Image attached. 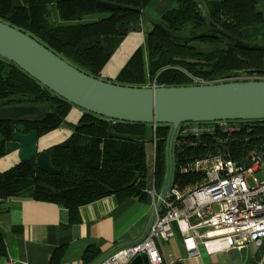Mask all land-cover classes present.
<instances>
[{
  "label": "trees",
  "instance_id": "trees-1",
  "mask_svg": "<svg viewBox=\"0 0 264 264\" xmlns=\"http://www.w3.org/2000/svg\"><path fill=\"white\" fill-rule=\"evenodd\" d=\"M108 1L122 7H104L89 0H0V20L29 33L86 73L100 77L123 39L140 24L143 8L151 0ZM258 2L177 0V6L165 11L160 20L168 31L153 26L146 34V45L133 52L112 82L145 86L153 80L159 86L195 84L197 78L209 83L261 77L241 72L264 69V49L226 44L228 38L211 31L209 25L211 20L234 39L258 42L259 37L264 39V12L257 8ZM94 15L97 17L85 19ZM182 30L185 35L178 34ZM191 41L210 46H195ZM21 103L44 105L48 113L0 122V158L9 152L14 131L36 129L41 137L67 125L72 133L45 149L58 174L39 169L36 158L19 161L0 173L1 196L28 195L70 209L110 195L120 200L145 199L151 171L147 145L154 136L155 182L158 189L164 186L171 125L157 124L154 131L152 124L114 122L84 110L76 123L68 122L67 115L75 105L0 56V106ZM248 122L226 143L210 135L176 138L172 187L187 192L205 181L203 174L179 171V165L189 158L222 153L239 159L254 146L263 145L264 120ZM3 251L0 248V253ZM99 256L100 249L91 244L85 250L84 262L91 264Z\"/></svg>",
  "mask_w": 264,
  "mask_h": 264
},
{
  "label": "water",
  "instance_id": "water-1",
  "mask_svg": "<svg viewBox=\"0 0 264 264\" xmlns=\"http://www.w3.org/2000/svg\"><path fill=\"white\" fill-rule=\"evenodd\" d=\"M89 1L109 8L122 7L108 0ZM200 4L204 14L208 16L204 4L202 2ZM209 24L214 27L216 33L228 38L230 44L236 47L247 50L264 49V44L234 39L211 20ZM154 26L168 31L161 22L154 23ZM138 28L137 24L133 30ZM0 56L15 63L49 90L84 111L114 121L171 125L167 145L168 169L162 198L172 182L174 142L181 123L264 120V79L155 87L122 85L86 73L29 33L3 20H0ZM241 73L264 76V69H245ZM47 113L46 107L41 104L21 103L0 106V122L35 118ZM12 139L20 146V161L36 158L39 169L50 174L59 173V170L52 166L48 153L38 148L39 134L36 129L26 133L14 131ZM161 203L162 199L157 202L148 229L141 240L147 236ZM115 250L98 259L94 264H100ZM130 264L150 263L147 255L141 254ZM175 264H184V262L178 261Z\"/></svg>",
  "mask_w": 264,
  "mask_h": 264
},
{
  "label": "crops",
  "instance_id": "crops-1",
  "mask_svg": "<svg viewBox=\"0 0 264 264\" xmlns=\"http://www.w3.org/2000/svg\"><path fill=\"white\" fill-rule=\"evenodd\" d=\"M153 26L150 25L148 31L138 28L127 35L102 70V78L113 79L119 73L133 52L145 45V36ZM82 112L81 108H72L67 115L68 122L76 123ZM71 133V127L62 125L39 137L38 148L45 150ZM19 147L17 142L8 143L9 152L0 158V173L20 161ZM151 147L149 142L147 151L153 175L148 178L146 189L154 187L162 192L164 186L156 187ZM155 202L148 192L145 199L120 200L110 195L70 209L28 195L8 197L0 203V248L4 249L0 253V264H8L10 259L27 264H86L83 257L91 244L100 249V256L91 263L94 264L119 246L144 236L155 211ZM174 230L175 235L161 246L164 264L178 261L184 264H264V239L260 244L248 243L241 248L212 253L202 248L200 256H189L176 223Z\"/></svg>",
  "mask_w": 264,
  "mask_h": 264
},
{
  "label": "built area",
  "instance_id": "built-area-1",
  "mask_svg": "<svg viewBox=\"0 0 264 264\" xmlns=\"http://www.w3.org/2000/svg\"><path fill=\"white\" fill-rule=\"evenodd\" d=\"M203 83L208 82L195 80V84ZM244 122V120L184 122L178 127L175 137L210 135L218 142L226 143L230 140L231 134L244 130ZM156 126L157 124H153L154 131ZM150 143L153 148L154 172L155 136ZM179 171L182 174H203L205 181L187 192L172 187L171 182L163 198L162 192H157L154 187L146 189L156 200L155 209L157 202L162 199L147 236L142 240L119 246L100 264H130L141 254L147 255L150 264H164L161 246L175 235L174 223L182 234V242L189 256H200L202 248L212 253L223 249L241 248L248 243L262 242L264 174L262 178L255 174L264 173V144L254 146L239 159L228 158L222 153L194 156L181 163ZM250 179L252 182H249ZM7 200L8 197L0 195V203ZM8 264L27 263L10 259Z\"/></svg>",
  "mask_w": 264,
  "mask_h": 264
},
{
  "label": "rangeland",
  "instance_id": "rangeland-1",
  "mask_svg": "<svg viewBox=\"0 0 264 264\" xmlns=\"http://www.w3.org/2000/svg\"><path fill=\"white\" fill-rule=\"evenodd\" d=\"M177 5V0H151L148 4H146V6L143 8V15H142V19L140 21V24H139V28L144 30V31H148L150 25L152 26V24L156 23V22H160V20L162 19V15L165 11H167L166 9H171V8H174L176 7ZM257 8L261 11L264 12V0H259L258 4H257ZM94 17H97V15H94L93 17L92 16H87L85 19L86 20H91L92 18ZM178 34L180 35H185L184 31H178ZM127 37V36H126ZM125 37V38H126ZM146 37V36H145ZM124 38V39H125ZM123 39V40H124ZM258 43H261V44H264V39H261V37L258 38ZM247 41V40H246ZM123 42V41H122ZM121 42V43H122ZM191 43L195 46H204V47H209L210 45L206 42H201V41H191ZM121 45V44H120ZM119 45V46H120ZM145 45H146V42H145ZM143 45V46H145ZM117 76V75H116ZM115 76V77H116ZM102 78V76H100ZM114 77V78H115ZM114 78L113 79H110V78H103V79H107L109 81H114ZM237 77L235 78H232V79H229L228 81H232L233 79H236ZM249 79H264V76H261V77H254V76H249L248 77ZM198 81L202 82L204 80H201L200 78H197ZM196 80V79H194ZM225 81V80H224ZM205 82V81H204ZM156 85V82L153 81V80H149L145 86H153V85ZM153 126V125H152ZM154 130V128H153ZM15 142V141H14ZM151 151H152V147H151ZM263 172H257L255 175L258 176L259 178H262L263 177ZM152 173H150V176L149 178L152 177ZM249 182H252V179L249 180Z\"/></svg>",
  "mask_w": 264,
  "mask_h": 264
},
{
  "label": "flooded vegetation",
  "instance_id": "flooded-vegetation-1",
  "mask_svg": "<svg viewBox=\"0 0 264 264\" xmlns=\"http://www.w3.org/2000/svg\"><path fill=\"white\" fill-rule=\"evenodd\" d=\"M210 25V24H209ZM210 29L211 31L215 32L214 31V27L212 25H210ZM216 33V32H215ZM218 34V33H217ZM226 44H230V40L228 39V41H225Z\"/></svg>",
  "mask_w": 264,
  "mask_h": 264
},
{
  "label": "bare ground",
  "instance_id": "bare-ground-1",
  "mask_svg": "<svg viewBox=\"0 0 264 264\" xmlns=\"http://www.w3.org/2000/svg\"><path fill=\"white\" fill-rule=\"evenodd\" d=\"M245 124L249 125L248 123H245ZM43 144H45L44 141H43Z\"/></svg>",
  "mask_w": 264,
  "mask_h": 264
}]
</instances>
